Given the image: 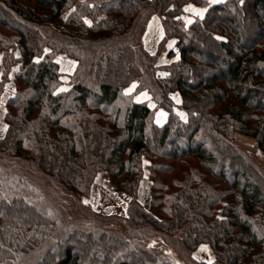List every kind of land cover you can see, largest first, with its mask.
<instances>
[{
    "label": "trees",
    "instance_id": "obj_1",
    "mask_svg": "<svg viewBox=\"0 0 264 264\" xmlns=\"http://www.w3.org/2000/svg\"><path fill=\"white\" fill-rule=\"evenodd\" d=\"M208 3L0 0V101L17 68L0 135V264H176L167 247L190 256L202 243L211 264H264V168L235 140L264 153V0ZM188 5L207 9L186 23ZM166 39L180 58L161 65ZM61 56L75 64L58 91ZM102 170L126 214L84 203Z\"/></svg>",
    "mask_w": 264,
    "mask_h": 264
},
{
    "label": "rangeland",
    "instance_id": "obj_2",
    "mask_svg": "<svg viewBox=\"0 0 264 264\" xmlns=\"http://www.w3.org/2000/svg\"><path fill=\"white\" fill-rule=\"evenodd\" d=\"M223 0H209L208 5L212 3H216ZM201 9H207V6H201L199 7ZM69 11L64 12L56 21L55 24L59 25L63 22L65 19L67 13ZM205 13V12H204ZM184 21L187 23L189 20H194L199 15L196 13L192 14H185L182 16ZM147 38L150 40L152 45L155 48L159 47L160 42L164 39V29H163V22L162 17L159 14H154L151 17L147 32H146ZM171 43V47H169V44ZM175 49V40L174 39H166L165 41V50L160 54L159 56V64L164 65L167 63H171L172 61H176L180 58V54L178 51L169 53V51ZM18 53V50L16 51ZM1 57V52H0ZM60 64L62 65L63 69V75H62V85L60 86L61 89H66L69 87V77L70 72L72 69V63L69 62L64 56H61L59 58ZM17 68H15L10 76V79L6 83L5 91L3 93V96L0 101V135L5 133V111H6V105L5 101L9 95H11L14 91V80L13 75ZM160 74H165L166 70L165 68L160 69ZM0 74H1V68H0ZM141 93H146L147 98L145 96H142ZM139 97V99H137ZM136 99L138 101H143L148 103L149 105H155V102L153 101L151 95L147 91H140L136 94ZM155 107V121L158 124H163L168 116V112L161 107ZM166 113V115H158L159 113ZM160 121V122H158ZM235 140L237 144L245 151L247 154L252 158L255 159L259 164L262 165L264 168V153L259 150L256 146V139L252 136L242 134V133H236ZM144 162V178L142 179L140 189H139V199L144 204L146 208L149 207L150 203V185L151 182L149 180L148 174H149V161L146 157L143 158ZM87 201H89L94 209H102L104 213L107 214H126V208L129 201V197L122 191L115 189L112 187L109 183L108 175L105 170L100 171L96 179L94 181L91 193L87 197ZM154 241H149V244H152ZM160 245L159 240H156V244ZM205 245L206 249L202 248L201 246ZM161 248V246H160ZM167 250L170 253V257L172 260L177 264H197L200 261H206V262H212L215 258V255L212 251V248L209 243H202L196 249L193 251V253L188 256L187 254L183 253L182 251H179L176 247H167Z\"/></svg>",
    "mask_w": 264,
    "mask_h": 264
},
{
    "label": "snow or ice",
    "instance_id": "obj_3",
    "mask_svg": "<svg viewBox=\"0 0 264 264\" xmlns=\"http://www.w3.org/2000/svg\"><path fill=\"white\" fill-rule=\"evenodd\" d=\"M241 2H243V0H241ZM187 10H190V11H192V12H194V13H196L197 15H199V16H203V14H204V12L206 11V9H201V8H195L194 6H192V5H188L187 6ZM189 23H191V20H189L188 21ZM85 23H87V24H89V25H91V21L90 20H87V19H85ZM217 39H224V37H217ZM172 45H171V43L169 44V47H171ZM45 51H49L48 49H45ZM59 59V58H58ZM73 65L75 64V62L74 61H72L71 62ZM136 87V82H133V84L129 87V88H127V89H125L124 91H125V93H130V92H132V90L134 89ZM60 90H66V89H58V91H60ZM141 95L142 96H145V98H147V94L146 93H141ZM137 99H139V97H137ZM150 106H152V107H154L155 105H150ZM161 114H163V115H166V113H159L158 115H161ZM184 114L183 113H181V116H183ZM158 122H160V121H158ZM7 127V125H5V128ZM84 203H89V201H84ZM202 248H204V249H206V246L205 245H202L201 246ZM177 264H178V262H177ZM209 264H211V261L209 262Z\"/></svg>",
    "mask_w": 264,
    "mask_h": 264
},
{
    "label": "crops",
    "instance_id": "obj_4",
    "mask_svg": "<svg viewBox=\"0 0 264 264\" xmlns=\"http://www.w3.org/2000/svg\"><path fill=\"white\" fill-rule=\"evenodd\" d=\"M220 2V1H219ZM187 23H189V22H187ZM146 38H147V35H146ZM147 41H148V45L150 46V47H152V48H155L153 45H152V43L150 42V40L147 38ZM67 59V58H66ZM69 62H71L69 59H67ZM72 69H73V64H72ZM72 69H71V71H72Z\"/></svg>",
    "mask_w": 264,
    "mask_h": 264
}]
</instances>
